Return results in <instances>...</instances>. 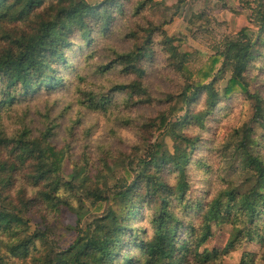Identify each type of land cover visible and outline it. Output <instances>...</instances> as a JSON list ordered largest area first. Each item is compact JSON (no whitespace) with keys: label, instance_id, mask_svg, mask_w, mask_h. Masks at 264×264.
<instances>
[{"label":"trees","instance_id":"1","mask_svg":"<svg viewBox=\"0 0 264 264\" xmlns=\"http://www.w3.org/2000/svg\"><path fill=\"white\" fill-rule=\"evenodd\" d=\"M131 1L0 0V264H221L224 255L244 243L258 244L262 252H246L240 264L264 262V95L259 89L251 92V73L264 72L262 0L247 15L231 10L234 36L197 69L191 64L197 51L187 40L154 25L140 28L146 33L141 42L138 31L126 35L132 43L127 51L105 45L113 55L96 73L105 77L120 67L131 80L110 81L108 92L81 90L88 95V108L107 112L118 107L115 95H123L128 107L153 104L145 78L159 48L183 85L163 100L166 109L143 129L169 136L173 152L156 142L144 157L140 149L105 155L96 170L89 159L74 162L67 180L63 174L70 156L67 148L53 143L54 120L47 117L37 136L24 126L14 136L6 132V115L40 95L72 90L75 74L82 80L80 73H72L69 51L76 44L80 49L92 46L96 37L110 40ZM134 4L133 15L139 17L152 0ZM239 96L253 101L251 124L234 128L233 144L227 140L216 151L224 160L230 154L228 170H236L231 175H247L242 184L223 178L206 158L193 160L204 138L186 131L205 129L224 103ZM143 141L149 144V138ZM192 166L198 170L195 177ZM109 176L115 181L111 187ZM40 204L58 214L63 208L73 212L77 225L57 219L31 232ZM87 206L91 216L81 225L79 216ZM225 227H230L226 247L202 251L213 229Z\"/></svg>","mask_w":264,"mask_h":264},{"label":"rangeland","instance_id":"2","mask_svg":"<svg viewBox=\"0 0 264 264\" xmlns=\"http://www.w3.org/2000/svg\"><path fill=\"white\" fill-rule=\"evenodd\" d=\"M88 1L96 4L102 0ZM136 1L132 0L127 3L125 16L119 18L110 40L105 42L104 38L96 37L92 46H84L82 49L77 47V40L74 41L76 45L69 51L74 71L70 72L80 73L82 80L76 78L75 74L72 79V90H59L52 96L40 95L28 106H20L5 116L3 123L10 136L16 135L23 126L29 127L37 136L38 131L44 129L47 117L49 120H54L57 130L53 143L58 149L67 148L70 156L65 165L67 170L63 174L67 180L70 179L68 171L71 172L74 162L85 163L84 161L89 159L90 166L96 170L100 164V158L105 155L118 157L121 154L134 153L140 149L139 155L144 157L146 150L156 142L164 143L165 148L173 152V144L169 136L158 137L155 134L146 133L143 129V125L149 119L156 117L166 109L163 100L169 94L178 93L183 85V79L164 63L159 48L156 49L157 53L153 61L148 63L145 78V84L155 99L153 104L128 107L123 103V95H115L118 107L113 106L107 112H98L88 108V95L81 93V90L92 89L94 92H108L110 81L124 83L131 80L121 75L120 67L105 77L96 73L98 66L113 55L110 50H105L107 43L111 44V48L118 49L117 51H127L132 43L127 42L126 35L133 30L138 31L140 38L138 42H141L146 33L140 28L147 29L150 25H154L169 36L183 37L187 40L188 44L197 51L191 59V64L197 69L214 55L215 50L225 39L234 36L231 32L233 16L231 10L244 12L247 15L251 12L248 8L257 6L256 0H152V4L143 12L142 16L135 17L132 9ZM262 1L264 2V0ZM93 36L95 37V35ZM248 36L255 39L256 34L250 31ZM158 37L157 34L156 39ZM257 65L262 66V61ZM251 78L254 81L251 85V92L254 93L259 89L264 95V87H262L264 72L260 73L254 69ZM252 102L245 96H239L235 100L224 103L225 105L214 119L208 122L205 129H186L189 134L200 133L204 138L193 160L206 158L211 161L210 166L214 167L223 178H231L237 184H242L247 175L241 174L240 171H237L235 176L231 175L236 170L234 169L233 172L228 170L232 161L230 154H225L227 159L224 160L216 149L227 140L233 144L234 139L230 136L234 128H243L251 124L254 113ZM143 137L149 138L147 146L144 144ZM197 173V168L192 166L190 170L192 177H195ZM116 174L117 177H120L122 171H118ZM215 178L219 177L215 175ZM108 180L111 187L115 182L114 177L109 176ZM90 214L89 206L85 207L80 213L79 224L83 225L91 216ZM57 219L67 226L75 227L77 225V217L73 212L63 208L58 214L52 208L40 204L35 208L31 232H34L37 227L44 229L48 223L54 225ZM142 224L143 221H139V225ZM73 234L74 232L70 235ZM229 238L230 227L214 228L212 237L204 245L202 251L204 249L208 251L223 250ZM246 252L260 253L262 252L261 246L244 243L241 247L224 255L220 263L240 264ZM255 264H264V262L258 259Z\"/></svg>","mask_w":264,"mask_h":264}]
</instances>
